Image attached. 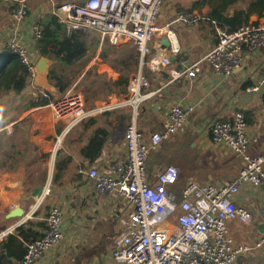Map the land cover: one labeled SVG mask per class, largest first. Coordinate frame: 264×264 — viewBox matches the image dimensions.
Instances as JSON below:
<instances>
[{
    "label": "crops",
    "instance_id": "obj_1",
    "mask_svg": "<svg viewBox=\"0 0 264 264\" xmlns=\"http://www.w3.org/2000/svg\"><path fill=\"white\" fill-rule=\"evenodd\" d=\"M64 1L74 0H28L27 15L21 22H14L12 9L16 0H0V53L6 48L8 36L14 34L28 48L32 62L35 61L34 57L42 56L36 47L32 24L38 23L40 27L46 25L53 6ZM198 10L187 11L195 19L192 24L183 25L181 31H184V39L180 40L176 35L180 53L172 58L171 64L156 70H150L146 65L142 67L143 75L150 83L148 90L153 93L140 102L136 118L137 126L147 141L151 133L163 128L172 106H194L184 125L151 149L146 160V168L152 179L165 165L176 166L178 186L190 179L200 183H226L243 166L244 160L240 154L224 144L211 141L208 123L213 118L229 119L236 111L242 112L249 138L247 154L255 156L264 153V92L263 89L257 92L246 90L258 85L264 76V47L255 51L244 50L243 63L226 77L214 73L207 62L201 63V70L195 78L174 80L170 75V70L177 66L175 59L195 61L215 44V28L210 20L205 18L212 25L210 33L207 29L192 27L197 20ZM200 12L205 13V10ZM256 19L254 16L252 21ZM182 24L175 23L174 32ZM125 41L129 40L122 42ZM150 45L152 54L156 56H162L167 50L163 39L157 34ZM131 47L135 49L133 44ZM101 53H97L96 59L102 62L96 63L102 73L95 66L92 67L107 79L117 80L119 72L112 63L100 57ZM78 82L79 79L73 84ZM80 82L82 85L81 79ZM82 90L83 87L79 90L83 96ZM91 90L95 91L98 99L86 100L87 107L113 104L126 94V91L118 95L109 93L101 83L91 87ZM41 91H46L53 98L60 93L49 79L37 84L32 77L30 84L20 93L10 92L0 97V240L7 233L16 235L15 228L27 221H31L33 228L42 233L44 228H40L38 223L45 222L49 210L56 206L63 212L62 237L35 264H91L93 258L98 259V264H123L112 259L111 251L121 231L119 218L127 213L128 206L114 194L98 193L92 180L80 170L94 167L103 173L110 163L125 159L123 134L130 120V109L123 106L107 110L76 124L71 122V116L54 120L60 128L57 140L61 144L50 150L51 156L47 157L49 148L40 145L43 136L31 132L30 137L27 123L31 114L48 107L29 105ZM18 95L21 97H15ZM24 96L29 98L25 99ZM20 121L23 122L19 126ZM99 127L107 130L109 135L100 156L90 162L81 155L80 150ZM56 173L58 176L54 179ZM42 193L43 198L39 201ZM235 202L250 210L253 220L248 224L238 220L227 221L228 234L236 243H253L264 231V188L245 184L236 195ZM14 262L18 264L19 261ZM236 264H264V246L241 254Z\"/></svg>",
    "mask_w": 264,
    "mask_h": 264
},
{
    "label": "built area",
    "instance_id": "obj_2",
    "mask_svg": "<svg viewBox=\"0 0 264 264\" xmlns=\"http://www.w3.org/2000/svg\"><path fill=\"white\" fill-rule=\"evenodd\" d=\"M164 1L83 0L54 5L52 15L67 35L89 29L112 46L129 40L138 52L140 68L130 78L123 99L113 104L87 107L80 92L69 89L53 98L47 106L59 119L71 116L73 124L107 110L123 106L130 109V120L123 134L125 159L110 163L103 173L94 167L80 170L92 180L98 193L114 194L128 206L127 213L119 218L121 231L111 251L114 261L123 264H236L241 254L264 246V232L253 243H236L229 236L226 225L229 220L246 224L253 220L251 211L235 202L245 184L264 188V153L247 154L249 138L243 113L236 111L229 119L213 118L208 123L211 141L224 144L244 160L237 175L228 182L212 184L190 179L178 186L176 166L165 165L153 179L146 168L149 151L176 133L194 110L192 105L172 106L163 128L151 133L147 141L136 123L140 102L153 93L148 90L150 83L143 75L142 67L146 65L150 70H156L169 66L172 58L180 53L174 24L190 25L195 19L186 11H178L162 23L158 16ZM28 8V0H16L12 9L14 22H21ZM210 22L215 28V44L195 61L175 59L177 66L170 70L174 80L195 78L202 62H207L217 75L226 77L243 63L244 50L255 51L264 47V17L238 26L217 24L215 20ZM32 34L34 38L41 35L38 23L32 24ZM156 34L168 42L162 56L152 54L150 41ZM158 45L161 46V42ZM5 47L19 57L34 77V62L22 40L12 34ZM261 89L264 92V76L258 85L246 90L257 92ZM41 94L48 97L46 91ZM47 192L48 188L45 189ZM172 213H176L173 221L169 219ZM62 220V210L52 207L42 235L26 244L18 264H35L56 245L62 237Z\"/></svg>",
    "mask_w": 264,
    "mask_h": 264
},
{
    "label": "trees",
    "instance_id": "obj_3",
    "mask_svg": "<svg viewBox=\"0 0 264 264\" xmlns=\"http://www.w3.org/2000/svg\"><path fill=\"white\" fill-rule=\"evenodd\" d=\"M203 7H207L204 13L205 18L215 20L217 24L229 23L232 26H238L247 23L252 15L257 18L264 17V0H197L182 11L190 12ZM85 36L84 30L67 35L57 22L56 17L51 15L50 21L41 27V35L35 41L40 55L47 56L62 65L72 66L86 54ZM100 57L114 65V68L119 72V77L112 81L103 74L97 73L94 67L89 68L81 78L85 100L98 99L95 97V91L91 90V87L98 83L107 87L109 93L117 95L125 93L130 75L138 70L139 55L131 46L121 52H115L110 47L105 48ZM31 78L30 72L15 53L6 48L1 50L0 97L10 92L20 93L30 84ZM48 79L59 92H64L71 84V80L67 79L62 71H56L54 68L49 69ZM52 99L51 95L48 94V97H44L40 93L29 105L30 107L47 105ZM22 122L20 121L18 125L20 126ZM108 135V131L104 128L95 129L81 148V155L90 162L94 161L100 156ZM56 169H58L57 163ZM57 173L59 174V169ZM57 173L53 175L54 179L58 176ZM38 226L45 229L46 221L39 222ZM15 231L21 240L12 233H7L0 240V264H15L14 261H19L22 258L26 250V243L40 237L43 233L33 228L31 221L17 226Z\"/></svg>",
    "mask_w": 264,
    "mask_h": 264
},
{
    "label": "rangeland",
    "instance_id": "obj_4",
    "mask_svg": "<svg viewBox=\"0 0 264 264\" xmlns=\"http://www.w3.org/2000/svg\"><path fill=\"white\" fill-rule=\"evenodd\" d=\"M82 1L83 0H79V1L77 0L75 2H82ZM195 1L197 0H165L163 2L158 18L162 23H164L167 17H172L178 11H182V9L188 8ZM201 10H205L206 12V7H204ZM201 10L197 11L198 17H197V20L192 25V27H200L202 29H207L206 31L210 33L212 31L210 29L212 25L205 19L204 13L200 12ZM253 18H254V15L250 17V20H252ZM183 25L184 24H182L180 28L179 27L175 28L176 35H178L177 37L180 40L184 39L185 37L183 35L184 31H181L182 28L186 26V25L184 26ZM173 30H174V27H173ZM84 32L86 34L85 40H86V44L88 47V51L82 59H80L78 62H76L72 66H65V65H62L60 63H57L51 60L50 68H54L56 71H62L64 76L67 79L71 80V84L67 87L65 91L69 89H76L77 86L79 88L78 89L79 91L80 88H82L80 79L82 78L84 74L83 72H85L88 68L92 66H95L96 70L102 73L101 71H99L100 70L99 64H97L102 61L99 58H98L99 60L96 59L97 53L99 54L103 52L105 48H108V47H110L115 52H121L124 49L128 48L129 46H132V43L129 41L122 42L116 46H109V44L106 41H101L100 36L95 31L88 29V30H84ZM103 64L109 65L106 62H103ZM78 79H79V82L73 84L74 81ZM64 92H60L59 94L56 95V97L63 94ZM15 97L20 98L21 96L18 95ZM23 98L28 99L29 97L24 96ZM27 120H28L27 121L28 129L30 131V137H31V132L34 135L43 136L41 140V144H40L43 148H49V151H50V150H53L57 145L60 146L61 142H58L57 140V137L60 135L59 134L60 128L57 125V121H54V120H59V118H57L54 115L53 111L51 110L49 106L45 109L34 112L33 114L29 116ZM48 153L49 155L47 157H50L51 151ZM175 214L176 213H172L170 215L169 219L171 221L174 220Z\"/></svg>",
    "mask_w": 264,
    "mask_h": 264
},
{
    "label": "water",
    "instance_id": "obj_5",
    "mask_svg": "<svg viewBox=\"0 0 264 264\" xmlns=\"http://www.w3.org/2000/svg\"><path fill=\"white\" fill-rule=\"evenodd\" d=\"M164 44L168 45V42L166 40L163 41ZM34 67H35V75L33 77L34 81L37 82V84H42L47 82L48 80V72L51 65V59H49L47 56H40V57H34ZM239 68V67H238ZM78 86L76 89H72L73 92L78 91ZM40 191V188L38 189ZM264 232V231H263ZM91 264H98V259L93 258V263Z\"/></svg>",
    "mask_w": 264,
    "mask_h": 264
}]
</instances>
